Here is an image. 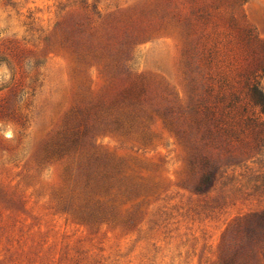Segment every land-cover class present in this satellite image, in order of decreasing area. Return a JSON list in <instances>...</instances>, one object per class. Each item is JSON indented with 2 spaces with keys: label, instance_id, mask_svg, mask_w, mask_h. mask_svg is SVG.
<instances>
[{
  "label": "rangeland",
  "instance_id": "obj_1",
  "mask_svg": "<svg viewBox=\"0 0 264 264\" xmlns=\"http://www.w3.org/2000/svg\"><path fill=\"white\" fill-rule=\"evenodd\" d=\"M192 1L0 0V264H262L264 115L238 139L200 123ZM206 1L264 58V0ZM221 25L212 73L235 74Z\"/></svg>",
  "mask_w": 264,
  "mask_h": 264
},
{
  "label": "trees",
  "instance_id": "obj_2",
  "mask_svg": "<svg viewBox=\"0 0 264 264\" xmlns=\"http://www.w3.org/2000/svg\"><path fill=\"white\" fill-rule=\"evenodd\" d=\"M194 6L188 21L190 40L188 42L187 53L190 59V66L194 74L193 81L198 85V90L202 92L200 95L201 102L199 107L204 111L211 113L200 121L205 127L210 124L215 132L221 134L222 137H238L244 133L243 124L254 118L246 117L248 112V104L260 106L259 116L264 115V87L261 86V77L264 76V58L257 57L256 44L258 36L253 29L246 26L240 17L233 10L215 7L206 0H193ZM220 21H224L221 23ZM212 23L213 26L227 27V30H234L235 35L232 36L231 31H226L225 35L232 36L233 39L228 41L237 48L244 56L247 65L238 70L235 74H229L225 71H216L219 50L217 45L208 48L206 39L210 36L205 34L204 28ZM227 25V26H226ZM193 32V34H191ZM131 95L138 92L136 87L131 90ZM217 99L218 105L216 112L212 111L211 98ZM126 105H120L116 110L126 109ZM110 124L117 128H128L135 122V118L124 115L110 116L108 120ZM181 121L178 119L176 123ZM247 125V124H245ZM264 127V121L259 123ZM258 227L256 233L258 238L251 249L256 258L264 264V215H258Z\"/></svg>",
  "mask_w": 264,
  "mask_h": 264
}]
</instances>
